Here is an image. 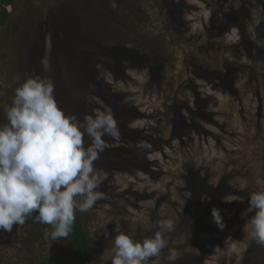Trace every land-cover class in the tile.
Here are the masks:
<instances>
[{
  "label": "rangeland",
  "instance_id": "rangeland-1",
  "mask_svg": "<svg viewBox=\"0 0 264 264\" xmlns=\"http://www.w3.org/2000/svg\"><path fill=\"white\" fill-rule=\"evenodd\" d=\"M244 4L246 37L253 39L258 27L263 30L264 0H23L12 17L17 31L7 27L0 33V120L15 89L39 74L52 79L54 96L66 114L82 121L94 111H110L118 122L120 141L105 137L110 146L94 162L102 178L97 190H103L104 198L90 211L78 212L92 237L94 264H113L117 224L142 240L154 234L152 224L162 218L175 223L165 236L179 254L175 264L198 257L205 259L201 264H264V247L249 240L247 218L241 217L250 192L264 190V50H245L230 18ZM107 15L125 24L132 15L142 35H164L154 39H161L168 51L165 64L150 72L145 63L139 68L111 56L104 67L99 65L95 81L78 78L81 71L90 80L92 75L73 56L77 44L92 42L98 33L107 40L97 30L107 31ZM133 39L127 36V44ZM231 62L243 66L234 68L232 96L227 86H218ZM67 79L71 87L64 89ZM196 91L224 127L205 121L215 135L199 134L187 125V137H174L173 104L193 105ZM114 93L119 108L126 105L145 115L131 120L123 111L116 114L101 96ZM146 132L152 142L142 137L134 146ZM220 205L225 208L222 231L212 218L213 207ZM46 229L51 230L36 232L30 225L0 230V264H39L50 256L60 242L46 236ZM225 238L237 244V252L224 245ZM147 264L168 262L153 257Z\"/></svg>",
  "mask_w": 264,
  "mask_h": 264
},
{
  "label": "clouds",
  "instance_id": "clouds-1",
  "mask_svg": "<svg viewBox=\"0 0 264 264\" xmlns=\"http://www.w3.org/2000/svg\"><path fill=\"white\" fill-rule=\"evenodd\" d=\"M264 47V41L258 42ZM45 70L47 59L42 61ZM52 79L33 76L16 89L10 105L4 106L6 123H0V230L11 232L35 215L36 222L50 226L45 231L52 241L68 238L76 212L86 213L104 198L98 191L102 178L94 162L110 145L105 137L119 142L118 122L110 111H94L82 121L69 115L54 96ZM85 137L88 138L86 146ZM248 207L241 213L249 240L264 247V190L249 194ZM253 213L252 215H249ZM212 218L222 231L226 224L221 211ZM151 237L137 239L116 225L113 264H147L163 257L175 264L179 254L169 248L165 236L174 231L172 218L157 219ZM224 245L237 252V244L225 238ZM168 249L167 254L164 250Z\"/></svg>",
  "mask_w": 264,
  "mask_h": 264
},
{
  "label": "trees",
  "instance_id": "trees-1",
  "mask_svg": "<svg viewBox=\"0 0 264 264\" xmlns=\"http://www.w3.org/2000/svg\"><path fill=\"white\" fill-rule=\"evenodd\" d=\"M22 1L23 0H0V33L7 27H11L12 30L15 32L17 31L18 24H16V22H12V17L18 5ZM250 6L252 7L251 3ZM8 7H12V10L10 11ZM246 8H247L246 4H244L242 7H239L230 16V18L231 20H234V23H236L237 27L241 32L242 39L239 42V44H242L243 48L249 51L250 49L254 50L255 47H258V42L264 41V25L262 26L263 30L261 31L259 30V27L257 28L258 31L256 30V35L254 36L253 39H248L246 37L247 31L243 25L244 24L243 19L245 17L244 12ZM130 13L131 12H128V14ZM107 20H108L106 27L107 31L103 28L99 29L97 27V30L103 32L104 34L106 33L107 36L105 38L107 40H102L101 38L103 35L100 36L98 33V36L95 35L91 38V40H89L92 42H87L86 44L83 43L85 41H82L81 43L77 44V52L75 54L73 53V56H75L77 60V64L80 65L83 63V66L85 67L84 70H88L89 74L92 75L91 76L92 79L90 80L89 79L90 76H87L85 72L84 74L83 71H81L78 78L88 79L87 83H91V81H95L96 79L95 76L100 71L99 65L101 64L104 67L105 59L108 60L109 58H111V56L117 57V59H119V62L121 64L125 60H127L135 63V66L139 68L143 66V63H145L144 65L148 66L150 72L157 70V68H160L162 65L165 64L167 59L166 57H168V51L164 48V45L161 44L160 42V40L164 37V35H161V33H157L158 35H156L155 33L151 35L150 34L151 32L142 35L140 33L139 22L137 24V20L132 15L130 18L127 19L126 24L123 23L118 18H116V16L114 18H109L107 15ZM109 27L111 31H109ZM159 35L161 39H154L155 36H159ZM117 36L122 37V39L119 38L120 42H117L118 41ZM127 36H134V39L130 44H127V40H126ZM109 38L111 39V41H109ZM147 44L151 45V47H149L148 49H147ZM262 49L264 50V47H262ZM156 51L158 52L157 56L155 55ZM101 59H104V62L103 60L101 61ZM154 59L157 60L153 62ZM89 61L92 62V65L90 67L88 66ZM231 65H232L231 70L226 73L225 79L220 80L219 82L220 85L218 86L220 87L227 86L228 92L232 96L233 95L232 93L235 90L233 76L236 73H234L235 72L234 68L236 66L238 68L240 67L242 68L243 66L241 64H238L237 62H231ZM252 70L253 69L250 67V71ZM82 75L83 77H81ZM78 78L76 76L75 79L79 81ZM64 84H66L63 86L64 89H66V87L68 88L71 87V82H69V79H67V83ZM79 91H80V85L77 84V93ZM198 93L197 91L196 93H194L193 105H190L189 103H181L178 102V100L174 102L173 107H175L174 110L175 113L172 119L174 123V128L172 130L174 137L181 139L183 137H187L188 132L185 129L187 125H191L193 130L199 134L205 133L208 135H215L212 131H208L205 128L203 124L205 121L212 122L216 126L219 125V127L223 129L224 125L217 122V120L214 118V113L208 112L206 110V105L200 101V96H199L200 94ZM116 95L118 94L114 93L112 95H104V94L101 95L104 98L106 104L116 114H118V112L120 113L121 111H123L122 114H126L125 116L127 115L133 116L131 120L141 118L143 115H145L143 112H140V110L138 111L135 108L127 109L128 107L126 105L123 108H119V105L116 103L118 98ZM6 122L7 120L4 114L2 119L0 120V123H6ZM177 125H179V127H177ZM139 136L140 137L137 139V144H135L134 146L138 145L139 143L138 140H140V138L142 137L143 140L145 141L149 140L150 142H152V140H150V137L152 135L149 134L148 132H146L145 134L142 133V135L139 134ZM218 137H220V135H216V138ZM121 141L124 143L125 138L123 140L121 139ZM124 148H128V146L124 145ZM101 192H103V190H101ZM217 208H219L221 212L225 211L223 205L217 206ZM35 215L37 214L34 213L33 216L28 217L25 223L21 226L30 225L31 227H33V229L36 232L42 231L44 228L50 227L48 225L36 222L34 219ZM72 228L73 230L70 233L69 237L67 239L62 238L61 240H59L60 242L59 247L50 256L42 260L39 264H94L92 260V254H93L92 237L85 219L78 212H76V219L74 221ZM204 261H205L204 257H198V258H193L192 260L189 261L183 259L182 262H179V264H201L202 262L204 263Z\"/></svg>",
  "mask_w": 264,
  "mask_h": 264
}]
</instances>
